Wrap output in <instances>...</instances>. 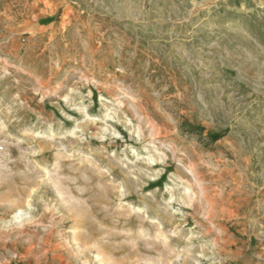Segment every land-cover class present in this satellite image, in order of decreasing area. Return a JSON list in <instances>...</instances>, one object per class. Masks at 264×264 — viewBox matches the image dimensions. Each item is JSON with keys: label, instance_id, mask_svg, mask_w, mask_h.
<instances>
[{"label": "rangeland", "instance_id": "1", "mask_svg": "<svg viewBox=\"0 0 264 264\" xmlns=\"http://www.w3.org/2000/svg\"><path fill=\"white\" fill-rule=\"evenodd\" d=\"M0 264H264V0H0Z\"/></svg>", "mask_w": 264, "mask_h": 264}]
</instances>
